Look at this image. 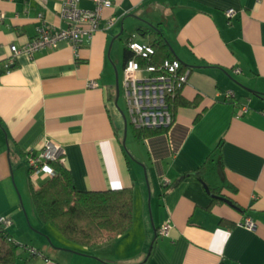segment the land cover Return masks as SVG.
<instances>
[{
    "label": "crops",
    "instance_id": "1",
    "mask_svg": "<svg viewBox=\"0 0 264 264\" xmlns=\"http://www.w3.org/2000/svg\"><path fill=\"white\" fill-rule=\"evenodd\" d=\"M76 1L79 10L95 9L92 0ZM110 1L76 49L59 42L12 57L39 29H66L64 0H0V216L12 220L10 238L39 250L41 264H264V0ZM137 28L162 35L189 71L178 96L197 99L175 108L167 132L142 141L127 136L115 103L127 29ZM241 105L248 114H239ZM46 140L64 150L78 191L132 190L126 232L91 247L66 245V254L51 248L62 242L27 200L24 160ZM201 169L202 182L182 180ZM207 188L235 207H210ZM166 222L168 236L158 237Z\"/></svg>",
    "mask_w": 264,
    "mask_h": 264
},
{
    "label": "built area",
    "instance_id": "2",
    "mask_svg": "<svg viewBox=\"0 0 264 264\" xmlns=\"http://www.w3.org/2000/svg\"><path fill=\"white\" fill-rule=\"evenodd\" d=\"M95 5L93 11L86 12L77 8L76 0H64L61 16L67 24L66 29H39L35 38L27 42L20 50L12 49V57L19 53L32 56L33 53L53 48L59 42H67L74 49L78 47L83 36L91 39L97 31L100 11L104 7L111 5L110 0H92ZM234 16L233 10L226 12V17L231 19ZM113 20L109 21L111 25ZM125 48L130 57L124 62L122 71V98L125 106V124L133 130L146 129H167L172 126L174 120L173 101L180 94L181 89L187 83L189 71L183 69L180 62L175 58L165 59L159 63H154V50L148 43L136 41L133 36L127 38ZM12 64L9 60L8 66ZM235 73H238L236 71ZM95 86V84H91ZM231 91L224 95L225 101L229 102L234 98ZM240 115H246L249 109L240 106ZM33 152L26 151L24 160L27 168L29 182L37 186L39 178H53L55 175L51 163L64 161L65 152L62 147L52 141H45L42 147ZM12 220L6 216H0V229L8 230L12 226ZM252 229L254 224L247 220L244 227ZM171 225L169 222L157 229L158 237H167ZM28 255L36 256L47 262L43 254L30 246L22 247Z\"/></svg>",
    "mask_w": 264,
    "mask_h": 264
},
{
    "label": "trees",
    "instance_id": "3",
    "mask_svg": "<svg viewBox=\"0 0 264 264\" xmlns=\"http://www.w3.org/2000/svg\"><path fill=\"white\" fill-rule=\"evenodd\" d=\"M136 32L140 37L149 38L148 44L154 50V63L172 59L168 45L160 33L154 29L142 28H137ZM123 51L125 62L130 54L126 49ZM196 105L197 99L188 102L176 96L172 109L175 112L177 107ZM165 132L167 129H132V135L137 141ZM50 166L55 173L53 178L45 179L38 186H33L29 182L28 187L34 213L42 224L53 226L65 239L83 247L109 241L131 227L133 204L131 189L81 192L75 188L71 173L62 164L51 163ZM201 177L202 169L188 177H183L182 180L194 178L202 182ZM207 193L212 199L210 207L224 202L225 198L217 190L207 188ZM228 205L235 207L231 202ZM1 243L6 245V249L2 250ZM22 247L25 245L13 242L8 230L0 229V264H33L34 260L39 259V257L27 254V260L18 262L21 260L18 253H26Z\"/></svg>",
    "mask_w": 264,
    "mask_h": 264
},
{
    "label": "rangeland",
    "instance_id": "4",
    "mask_svg": "<svg viewBox=\"0 0 264 264\" xmlns=\"http://www.w3.org/2000/svg\"><path fill=\"white\" fill-rule=\"evenodd\" d=\"M128 31V33H130V34H128L127 36H126V39H127V37L129 36H133V38L135 39V40H137V41H139V42H141V38H138L139 36H138V33L136 32V29H127ZM151 30H153V29H151ZM121 89V88H120ZM120 94H121V91H120ZM122 98V95L121 96H119V98H118V101H117V107L120 109V111H122V112H125L124 110H125V106H124V102H123V99H121ZM114 108H116L115 106H114ZM117 112V111H116ZM128 129H127V136L129 137V138H131V136H133V135H131L132 134V130H131V128L128 126L127 127ZM126 143L124 142V149H125V152H127V148H126ZM128 153V152H127ZM26 188H27V196H28V202H29V199H31L30 198V191H29V188H28V183H26ZM24 201V200H23ZM34 209V208H33ZM35 211V210H34ZM44 226V225H43ZM48 226V228H50V230H52V232H54V235L56 236L55 237V240L57 239V238H59L58 240H61V241H59V242H62V245H59V244H57V245H53L51 248H54V249H58L59 250V252H62V253H59V254H66V252L65 251H63V250H65V249H67L65 246L66 245H70V244H72L73 242H71V241H69V240H67V239H65L63 236H61V234L53 227V226H51V225H47ZM31 229V232H34V233H36V234H40L42 237H45V239L47 240V239H50V240H47L48 241V244L49 245H52L51 244V237H48V236H46L45 234H43V233H41L40 231H38V230H36V229H34V228H32L30 225H29V230ZM27 244V243H26ZM73 244H76V243H73ZM19 245H25V243H19ZM28 246V245H27ZM77 246V245H76ZM33 248V247H32ZM34 249V248H33ZM62 249V250H61ZM19 252V251H18ZM22 254V253H21ZM24 254V255H23ZM22 254V256H21V260H18V262H21L22 260H24V259H26L27 260V258H28V255H27V253H23ZM43 262V259H41V258H39V259H36V260H34V262H32L33 264H41Z\"/></svg>",
    "mask_w": 264,
    "mask_h": 264
},
{
    "label": "water",
    "instance_id": "5",
    "mask_svg": "<svg viewBox=\"0 0 264 264\" xmlns=\"http://www.w3.org/2000/svg\"><path fill=\"white\" fill-rule=\"evenodd\" d=\"M116 99H118V89L116 88ZM115 99V103L117 102V100ZM123 118H124V116H123ZM125 124V123H124ZM123 145H124V141H123V143H122ZM223 201L225 202V203H227V205L229 204V202H228V200H226V199H223Z\"/></svg>",
    "mask_w": 264,
    "mask_h": 264
}]
</instances>
